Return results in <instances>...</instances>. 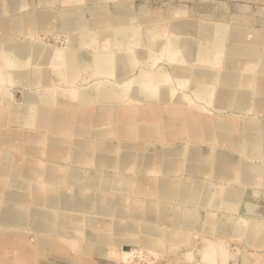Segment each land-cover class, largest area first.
<instances>
[{
	"label": "crops",
	"instance_id": "obj_1",
	"mask_svg": "<svg viewBox=\"0 0 264 264\" xmlns=\"http://www.w3.org/2000/svg\"><path fill=\"white\" fill-rule=\"evenodd\" d=\"M132 26L141 27L143 36L129 45H109L101 50L94 41H74L86 32ZM207 26L224 30L223 43L202 31ZM148 28L157 30V36L146 35ZM174 36L193 39L179 47L182 57L178 60L171 58L168 43L163 46L158 42ZM48 38L63 44H49L45 41ZM38 40L52 45L48 51L54 56L64 55L70 67L84 64L82 72L70 80L62 73L61 61L50 63L45 54L39 62L40 57L32 54ZM7 45L21 50L26 66L14 73V90L0 88L4 93L0 98V132L12 139L6 138L4 147L0 143V164L13 162L11 176L0 175L4 192L0 207L10 197L9 202L22 217V226L7 229L28 226L37 234V256H71L49 249L39 252L38 242L49 237L70 240L71 246L78 247L80 252L71 257L70 264H78L82 249L91 259L100 256L112 260V244L126 251L125 247L139 249L150 243L164 258H183L191 252L201 260L208 244L214 242L221 246L220 264L223 254L224 264H264V144L261 138L248 144L245 132L250 126L264 128V102L261 108L254 103L257 97L264 98V0H0V80L8 87V67L1 55ZM238 48L243 49L242 57L235 52ZM213 49L221 52L220 56L210 53ZM101 52L113 53L124 72L96 73L95 57ZM234 54L239 57L236 61L231 57ZM156 71L165 73L168 80L160 85L159 94L146 90V94H138L133 81L141 74L154 76ZM224 76L241 83L228 87L221 83ZM180 80L188 82L180 87ZM197 82L215 86L213 97L232 95L242 101L230 106L228 98L221 105L213 98L200 99ZM15 89L22 90L16 100L10 95L14 96ZM57 114H64L68 122L57 125L56 117L49 119ZM216 120L226 122V129L234 131L235 145L222 144L212 134ZM165 121L174 126H166ZM191 128L198 136L191 135ZM74 129L81 130L76 133ZM132 159L141 161L123 168V161ZM17 163L24 168H18ZM68 171L69 181H63ZM42 172H47V182L42 180ZM81 179L85 181L79 182ZM48 189L67 192L74 199L60 201V219L54 213L43 219L53 234L35 227L41 221L37 214L45 208L35 207L31 201L34 191L44 195ZM169 189L177 194L172 195ZM189 189L199 194L206 191L210 198L191 201L187 198ZM226 189L241 198L222 202ZM75 198L86 204L84 211L75 210ZM116 222L125 230L110 232L112 243L109 237L106 242L92 243L98 233L105 235L104 226ZM73 232L83 237L76 238ZM128 234L130 238H125ZM15 236L22 239L30 261L28 238L8 234ZM118 236L122 239L117 241Z\"/></svg>",
	"mask_w": 264,
	"mask_h": 264
},
{
	"label": "bare ground",
	"instance_id": "obj_2",
	"mask_svg": "<svg viewBox=\"0 0 264 264\" xmlns=\"http://www.w3.org/2000/svg\"><path fill=\"white\" fill-rule=\"evenodd\" d=\"M99 9V8H98ZM106 9V7H105ZM100 10V9H99ZM103 10V9H102ZM145 11V10H144ZM148 11V10H147ZM177 11V10H176ZM85 13V12H84ZM110 13V12H109ZM127 14H130L127 12ZM134 14V13H133ZM166 14V13H165ZM45 15V14H44ZM92 15V14H91ZM94 15V14H93ZM110 15V14H108ZM120 15V14H119ZM152 15V14H151ZM171 15V14H170ZM176 15V14H175ZM43 16V15H42ZM83 16V15H82ZM158 16V15H156ZM165 16V15H164ZM44 17V16H43ZM104 17V16H103ZM159 17V16H158ZM212 17V16H211ZM153 19V18H152ZM151 19V20H152ZM171 19V18H170ZM100 20V19H99ZM145 20V19H144ZM161 20V19H160ZM163 20V19H162ZM169 20V19H168ZM86 21V20H85ZM103 21V20H102ZM201 21V20H200ZM111 22V21H110ZM222 22V21H220ZM128 23V22H127ZM54 24V23H53ZM89 24V23H88ZM102 24V23H101ZM126 24V23H125ZM137 24V23H136ZM152 24V23H151ZM158 24V23H157ZM228 24V23H227ZM92 25V24H91ZM90 25V26H91ZM149 25V23H148ZM156 25V24H155ZM196 25V24H195ZM102 26V25H101ZM128 26V25H127ZM142 26V25H141ZM231 26V25H230ZM66 27V26H65ZM64 27V28H65ZM89 27V25H88ZM94 27V26H93ZM113 27V25H112ZM125 27V26H123ZM117 28V27H114V28H109L108 31H103V32H97L96 30V33H93V32H86L82 35H80L78 38H75L74 41L76 42H79V43H84V42H87L88 40H91V41H94L96 43H99V46L101 47V50H104L105 47L109 46V45H115V46H119L120 44H131L132 42H134L135 38L136 37H142L143 35V30L141 29V27H138V26H132V27H128L127 29L126 28ZM165 27V26H164ZM196 27V26H195ZM229 28V27H228ZM73 29V28H72ZM105 29V28H104ZM157 29V27H156ZM191 29V28H190ZM45 30V29H44ZM71 30V28H70ZM195 30V29H194ZM63 31V30H62ZM76 31V29H75ZM192 31V30H191ZM203 32L207 33V35H211L213 36L216 40H219L223 43V35H224V30L221 29L220 27H214V26H207L206 28H203L202 30ZM85 32V31H84ZM79 33V32H78ZM83 33V32H82ZM146 35L150 36L151 34H155L157 36V30H153L152 28H148L146 29V32H144ZM196 33V32H195ZM245 33V32H244ZM72 34H74L72 32ZM32 35V34H31ZM160 36V35H159ZM185 36V35H184ZM230 36V35H229ZM256 36V35H255ZM55 37V36H54ZM187 37V36H186ZM193 38V35L191 36ZM56 38V37H55ZM160 38V37H159ZM195 38V37H194ZM198 38H199V35H198ZM230 38V37H229ZM65 39H67L68 41H70L68 39V37H65ZM159 43L164 46L165 44L168 43V47H169V52H170V56L171 58L173 59H180L182 56V52L181 50H179V47L182 45H184L185 43L186 44H191V41L193 39H187V38H181V37H177V36H174L172 37L170 40L168 39H158ZM168 40V41H167ZM239 40V39H238ZM60 41V40H59ZM72 41V40H71ZM37 44L33 50H32V54L33 55H36L37 57H40L39 58V62H42L43 60V56L46 54L48 57H50V63L54 62L55 60H58L61 61L62 63V73L64 76H66L68 79H72L74 77L75 74L79 73L81 71V69L84 67V64L80 65L79 67H70V64L67 63L64 55H61V56H54L52 53H50V51H48L50 49V46L52 45H49L48 43H46L45 41L43 40H38L36 41ZM71 43V42H70ZM69 43V44H70ZM226 43V42H224ZM89 44V43H88ZM143 44V42H142ZM237 44V43H236ZM26 45V44H25ZM29 45V44H28ZM86 45V44H85ZM65 46V45H64ZM110 46V47H111ZM248 46V45H247ZM33 47V45H32ZM53 47V46H52ZM57 47V46H56ZM62 47V46H61ZM66 47V46H65ZM142 47V46H141ZM147 47V46H146ZM187 47V46H185ZM18 48V47H17ZM16 47H11L10 45L5 48H3L2 50V57L4 58L6 64H7V67H8V72H7V76H8V79H9V82L12 83L13 82V79H14V73L16 71L18 72H22V70L25 68L26 66V62H25V59H24V56H22V52L21 50H18ZM54 48V47H53ZM143 48V47H142ZM228 48V47H227ZM29 49V48H27ZM57 49V48H56ZM63 49V48H62ZM114 49V48H113ZM118 49V48H117ZM183 49V48H182ZM23 50V49H22ZM44 50V52H43ZM47 50V52H46ZM112 50V49H111ZM120 50V49H118ZM247 50V49H246ZM252 50V49H251ZM258 50V49H257ZM28 51V50H26ZM164 51V50H163ZM227 51V50H226ZM259 51V50H258ZM235 52H239L238 55L240 53L243 52V49H240L238 48ZM248 52V51H247ZM121 53V52H120ZM210 53L214 54V55H219L220 56V53L221 52H218L216 49H213L210 51ZM209 53V54H210ZM244 53V52H243ZM246 53V52H245ZM23 54H25L23 52ZM31 54V55H32ZM117 54V53H116ZM236 54L234 55H231V57H233L232 59L233 60H237L239 59V57L242 55H239V57L235 56ZM229 56V55H228ZM245 56V55H244ZM151 57V54H149V58ZM242 57V56H241ZM122 58V57H121ZM225 58V57H224ZM36 59V58H35ZM168 59V57H167ZM226 59V58H225ZM122 60V59H121ZM170 60V59H169ZM235 60V61H236ZM119 61V60H118ZM118 61L115 59V55L112 53V54H105V53H100V54H96V57H95V66H96V73L98 74H103L104 75H108V74H116V72H124V67L123 65H118ZM225 61V60H224ZM31 62V61H30ZM122 62V61H121ZM188 62V61H187ZM161 63V62H160ZM34 64V63H33ZM224 64V63H223ZM245 64V63H244ZM93 65V64H92ZM177 65V64H176ZM232 65V64H231ZM230 65V66H231ZM223 66V65H222ZM221 66V67H222ZM244 66V65H243ZM33 67V65H32ZM90 67V66H89ZM220 67V68H221ZM26 70V69H25ZM30 70V69H29ZM28 71V70H27ZM109 71V72H108ZM249 71V70H248ZM261 71V70H260ZM82 72V71H81ZM263 72V71H262ZM261 73V72H260ZM18 74V73H17ZM21 74V73H20ZM24 74V73H23ZM45 74V73H44ZM114 74V75H115ZM192 74V73H191ZM218 74V73H217ZM46 75V74H45ZM195 75V74H194ZM241 75V74H240ZM81 76V75H80ZM83 76V75H82ZM123 76V75H122ZM44 78V77H43ZM83 78V77H82ZM219 78V77H218ZM218 80V79H217ZM66 81V80H65ZM168 80H167V76L165 75V73L161 72V71H156V73H154V76H148L147 74H141V76H139V80L138 79H135L133 81V86L136 88V90L138 91L137 93L140 94V92H145L144 90H146L147 92H155L156 95L159 94V90H160V85L163 84V83H167ZM188 81H185V80H180L178 81V84L179 86H183V84L187 83ZM77 83V82H76ZM224 85L230 87L231 85H238L239 83H241L240 81L238 80H235L233 79L231 76H224L222 78V82ZM261 83V82H259ZM66 84V83H65ZM80 84V83H79ZM254 84V83H253ZM77 85V84H76ZM88 85V84H87ZM212 84H210V82H207V83H201L199 84V82H197L196 84V94H197V97L200 98V99H205V98H210V99H214V103L216 104L217 102V105H221V103H226V98H228V103L230 106H234L236 104H239L242 100V98H239V97H234L232 95H229L227 97H221V96H216V97H213L215 91H216V87L215 86H211ZM256 85V84H255ZM78 86V85H77ZM239 86V85H238ZM237 86V87H238ZM260 86H262V83L260 84ZM77 88V87H76ZM128 88V87H127ZM144 88V89H143ZM220 88V87H219ZM222 88V87H221ZM227 88V87H226ZM126 89V87H125ZM232 89V88H231ZM257 89V88H256ZM230 90V88H229ZM228 90V91H229ZM236 90V89H235ZM88 91V90H87ZM231 91V90H230ZM217 93V91H216ZM232 93V91H231ZM117 94V93H116ZM146 94V92H145ZM81 95L85 96V93L84 92H81ZM80 94L77 96L80 97L81 96ZM225 95V94H224ZM134 96V95H133ZM160 96V95H159ZM162 96V95H161ZM137 97V96H136ZM31 98V97H30ZM166 98V97H165ZM164 98V99H165ZM34 98L32 97L31 100H33ZM45 100L46 102H50V99L49 98H43L42 97V100ZM137 99H140V97H137ZM161 99V98H160ZM168 99V98H167ZM27 100V99H26ZM25 100V101H26ZM62 100V99H61ZM143 100V99H142ZM264 98L263 97H257L255 99V105H256V108H261L262 107V104H263V101ZM30 105V104H29ZM57 105V104H56ZM138 105V104H137ZM116 106V105H115ZM17 107V106H16ZM15 107V108H16ZM32 107V106H30ZM117 108V107H116ZM185 108V107H184ZM41 110H43L41 108ZM187 111V110H186ZM233 111V110H232ZM41 113V111H40ZM259 113V112H258ZM42 114V113H41ZM46 114V112H45ZM146 114V113H145ZM191 114V113H190ZM99 115V114H98ZM177 115V114H176ZM189 115V114H188ZM46 116V115H45ZM106 116V115H105ZM21 117V116H20ZM28 117V116H27ZM56 117L58 123L57 125L60 124H63L62 122H68V118L63 114L62 116H59L58 114L57 115H52L51 117H49V119L53 120L54 118ZM109 117V116H108ZM107 117V119H108ZM219 117V116H218ZM31 118V117H30ZM37 118V117H36ZM162 118V117H161ZM186 118V117H185ZM207 118V117H206ZM216 118V117H215ZM213 119V118H212ZM79 122H81V119L77 117V119ZM154 120V119H153ZM186 121V120H185ZM214 121V120H213ZM116 122V120H115ZM140 122V121H139ZM142 122V121H141ZM200 122V121H199ZM82 123V122H81ZM97 123V122H96ZM143 123V122H142ZM197 123V122H196ZM100 124V123H99ZM103 124V123H102ZM199 124V123H198ZM211 124V123H210ZM223 124H226V122H220L219 121H215V126L213 128V131H212V134L215 135L218 139V141L222 144H225V145H229V146H233L235 145L237 142L234 140V137H233V130H229V129H226V125H223ZM165 125L166 126H174L173 123H171L170 121H165ZM188 125V124H187ZM226 126V127H225ZM196 127V126H195ZM147 128V127H146ZM190 128V127H189ZM228 128V127H227ZM207 129V128H206ZM76 129H74L75 131ZM81 129H78L76 130L75 132L78 133L80 132ZM137 131V130H136ZM203 131V130H202ZM208 131V130H207ZM205 131V132H207ZM163 132V131H162ZM246 136H247V143H253L258 139L261 138V141L262 143L264 144V128L263 127H255V126H250V129H246ZM190 133L191 135H197V130L195 128H191L190 130ZM202 134V133H201ZM205 134V133H204ZM239 135V134H238ZM2 136H4L3 138H1ZM146 136V135H145ZM198 136V135H197ZM209 136V135H208ZM9 137V138H8ZM164 137V136H163ZM206 137V136H205ZM242 137V136H241ZM6 138H8L10 142H12V139L10 138V135H8L7 133H2L0 132V143L2 144L1 146H6L7 142L8 141H5ZM209 138V137H208ZM208 140V139H207ZM215 140V138H214ZM14 141V140H13ZM199 142V141H198ZM10 147H14V145L10 144ZM252 150V149H251ZM122 152V151H121ZM254 152V151H253ZM256 152V151H255ZM1 156V155H0ZM125 159V158H124ZM141 159L140 160H136V159H132V160H124L123 161V168L127 167L129 164H133V163H137L139 162L140 163ZM160 161V160H159ZM163 161V160H162ZM260 162V161H259ZM162 163V162H161ZM24 164V163H23ZM167 164V162H166ZM165 164V165H166ZM194 164V163H193ZM18 165V168H24V166H20L19 163H17ZM187 166V165H186ZM200 166V165H199ZM225 166V165H223ZM264 166V165H262ZM13 167V162L11 161H7V162H1L0 164V175L1 176H11L10 175V172H11V169ZM47 167V166H46ZM244 167V166H243ZM247 167V166H245ZM196 168V167H195ZM19 169V170H21ZM130 169V168H129ZM47 170V169H46ZM264 170V169H263ZM35 170H33L34 172ZM38 171V170H37ZM40 171V170H39ZM38 171V172H39ZM42 171V170H41ZM244 172V171H243ZM46 173L47 172H42V180H44L45 182H47V178L45 177L46 176ZM55 176V175H54ZM70 176V171L66 172L64 177H63V181L66 179L67 181H69V177ZM34 177V176H33ZM74 178V177H73ZM262 178V177H261ZM82 181H85L84 180H80L79 182H82ZM149 181V180H148ZM157 183V182H156ZM167 183V182H166ZM169 185V187H172L174 186L173 184H170V182L167 183ZM41 185V184H40ZM164 185V184H163ZM42 186V185H41ZM155 186V185H154ZM45 187V186H44ZM156 187V186H155ZM175 188V187H174ZM156 189V188H155ZM176 189V188H175ZM190 190V189H189ZM193 190V189H192ZM190 190L188 192V195H187V198L191 201H195V200H198L199 202L202 201L203 199L204 200H208L210 198L209 194L206 192V191H203L201 192L202 194H199L197 191H192ZM3 186L1 187L0 185V198L1 199H4L3 198ZM253 191V190H252ZM74 192V191H73ZM166 193V191H164ZM169 192L173 195V194H177V192H174V190H171L169 189ZM165 193H163L164 195H166ZM223 197H222V202L224 201H227V202H232V201H237L238 198H241V195L240 194H237L235 193V191L233 190H230V189H226L223 193ZM257 194V193H256ZM255 194V196H256ZM75 195V194H74ZM78 195V194H77ZM76 195V196H77ZM80 196V195H79ZM8 198V197H6ZM10 198V197H9ZM9 198L7 201H3L4 202V206L0 207V231H4V232H8L10 230L7 229V227H13V226H22V217L21 215L16 211V209L13 208V202H9ZM31 201L33 202V205L35 207H44L45 209H42L41 211H43V213H40L37 214L38 217H40L41 221H37V224H35L36 228L40 231H43V232H46V233H51L53 234L54 231L53 229L51 228V225H48L46 222V220L48 219V216L52 213L55 214V217H59V211H60V206H59V203L61 200L63 201H67L69 200V198H71L73 201V197L71 194L67 193V192H64V191H61V192H52L50 191L49 189L46 190L45 194L43 195L41 192H38V191H34L33 194H32V197H31ZM77 198V197H76ZM75 198V201L78 203V207L77 209H75L76 211L78 210L79 212L81 211H84L86 209V204H84V202L82 201H78L77 199ZM12 199V198H11ZM79 199V198H78ZM263 199V198H262ZM9 202V203H8ZM16 203V202H14ZM32 204V203H31ZM222 207H232V206H222ZM35 210H39V209H35ZM159 211V210H158ZM188 213V212H187ZM36 214V213H35ZM149 214V213H148ZM177 214V213H176ZM250 214H251V209H250ZM143 215V214H142ZM180 215V214H178ZM178 215H175L176 218H178L177 216ZM145 217V216H144ZM180 217V216H179ZM46 218V220L43 221V219ZM182 218V217H181ZM195 220V219H193ZM204 220V219H203ZM179 221V220H178ZM150 222V221H149ZM183 223V222H182ZM203 223V222H202ZM242 223V222H241ZM142 224V223H141ZM249 224V223H248ZM178 225V224H177ZM213 225V224H212ZM223 225V224H222ZM176 226V225H175ZM214 226V225H213ZM100 227V226H99ZM105 227V230H104V234L106 235H103V234H100L98 233V237L95 239V242H92V243H99V241H104L106 242L107 240V237H109L111 234L110 232H115L117 231L119 233V231H123L125 230V227L123 224L119 223V222H116L115 224H113L112 226H104ZM177 227V226H176ZM243 227V226H242ZM103 228V227H102ZM213 228V227H212ZM245 228V227H243ZM255 228V227H254ZM254 228H251V229H254ZM134 229V228H133ZM142 229V228H141ZM181 229V228H180ZM262 229V228H261ZM100 230V229H99ZM199 230V229H198ZM249 230V229H248ZM128 231V230H126ZM135 231V230H134ZM142 232V231H141ZM173 232V231H172ZM177 232V231H176ZM135 233V232H134ZM143 233V232H142ZM168 233V232H167ZM258 233V232H257ZM120 234V233H119ZM145 234V233H144ZM190 234V233H189ZM261 235V234H260ZM49 236V235H48ZM123 236V234L121 235ZM117 237V241L122 239V237ZM127 236V237H126ZM124 236L125 238H130L128 237V235ZM219 236V235H218ZM258 236V235H257ZM256 236V237H257ZM264 236V234H263ZM123 237V238H124ZM181 237V236H180ZM110 238V241L112 243V240H111V237ZM264 238V237H263ZM258 239V238H257ZM134 242H137V243H140V241L138 240H135V239H132ZM260 240V239H259ZM109 241V242H110ZM172 241V240H171ZM190 241V240H189ZM256 241V240H255ZM108 242V241H107ZM174 242V241H173ZM195 242V240H194ZM263 242V241H262ZM250 243V241H249ZM258 243V242H256ZM261 243V241H260ZM66 244H71V241L70 240H66V241H63V242H60L59 239H53L52 237H49L47 239H41L39 242H38V249H39V252L40 251H43L44 249H49L51 251H53L54 253L56 252H59L61 253L62 251L65 253H68L67 249H66ZM182 244V243H181ZM7 250H12V251H15V254L13 256L14 258V262L15 264H29V259L28 257L25 255L24 253V250H23V241L21 238L15 236L14 238L13 237H8V235H5L3 236L1 233H0V248L3 247ZM98 246V245H97ZM120 246L118 245H113L112 244V247H111V251H110V254H109V257L114 260V261H117V262H120L121 264H128L125 262V260L127 262H130L131 260V257H133L134 253L133 252H130V251H124L122 250L121 248H119ZM152 247L150 243H145L143 244V247L139 248V249H136V248H133V250H139V251H146L148 252L149 254H153L154 257L156 258H161L163 257L162 254H158L156 251L152 250ZM172 248V246H171ZM221 250V246L220 245H215L213 244V242L209 243L208 246H207V249L206 251H204V255L202 257V263L201 264H204V263H209V264H220L218 262V259L220 258V256L218 255V253L220 252ZM9 251V252H10ZM8 252V251H7ZM85 251L82 249V253H81V256L78 258L77 263L78 264H92L91 263V258L84 255ZM97 253V252H96ZM145 253V252H143ZM147 253V254H148ZM9 254V253H8ZM13 254V253H12ZM42 254V253H41ZM45 254V253H44ZM140 254V253H139ZM145 255V254H144ZM191 254H188L187 256H190ZM1 256H4V252L0 250V257ZM137 256V254H136ZM226 255L223 254V257L221 256V264H223V260H224V257ZM184 264H187V263H184Z\"/></svg>",
	"mask_w": 264,
	"mask_h": 264
},
{
	"label": "rangeland",
	"instance_id": "obj_3",
	"mask_svg": "<svg viewBox=\"0 0 264 264\" xmlns=\"http://www.w3.org/2000/svg\"><path fill=\"white\" fill-rule=\"evenodd\" d=\"M45 41L48 42L49 44H57V45H62L63 44V41L62 42L61 41H56L54 38H48ZM164 66H166V65H164ZM2 82L3 81L0 80V88H10V89L14 90V87H15L16 84L12 85V83H11V86L7 87L6 83L5 82L2 83ZM13 90H11V91L13 92ZM15 91L16 92L14 93V96H12V94H10V95H11V97L13 99L16 100V99H18V95L21 94L22 90L21 89H15ZM12 92H10V93H12ZM3 94L4 93L0 90V98H2ZM247 115L250 116V114H246V116ZM80 223L81 224H79V225L82 228H85V224L82 221H80ZM0 233L3 236L8 235V234H17L20 237L21 236H25L26 238H28L29 246L26 248V253H28L29 258L31 259L29 264H34L35 261L37 262L36 264H70L71 257L75 258L76 255L80 252L77 249L78 247L71 246V244H66L65 245L66 249H67L68 253L71 254V256L64 257V256H60V255H50V256L44 258V257L37 256L36 253H38V251L35 249V247H36V244H37V237L38 236H37V234H34V232H31V230L29 229L28 226L26 228H24V229L23 228L22 229H17L15 231H8V232L7 231L6 232L0 231ZM73 235H75L76 238H77V236L78 237H83V234H81L79 232L78 233L77 232H73ZM82 242L83 241L81 240V243ZM213 244H214V242H213ZM124 249L126 251H130L132 249L130 252L134 253L133 257H131L130 262H127L125 260V262L128 263V264H184V263H187V264H201L202 263V258H201V260H197L192 255L191 252H189L191 254L190 256H187V254H186V256H184L183 258L182 257H176V258H164V257H161V258H156V257H154V255L149 254L146 251L133 250V247H125ZM0 250L4 252V256L0 257V264H15L14 258H13L14 254H15V251L7 250V249L4 248V246L1 247ZM143 252H145V253H143ZM136 254H137V256H136ZM225 261H226V257H224L223 264L225 263ZM91 263L92 264H119V263H116L114 260L106 259V258H103V257H100V256H93L92 260H91Z\"/></svg>",
	"mask_w": 264,
	"mask_h": 264
}]
</instances>
